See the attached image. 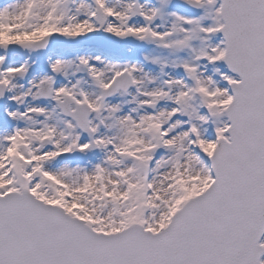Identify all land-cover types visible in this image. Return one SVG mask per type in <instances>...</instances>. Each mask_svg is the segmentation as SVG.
Masks as SVG:
<instances>
[{
	"label": "snow or ice",
	"instance_id": "snow-or-ice-1",
	"mask_svg": "<svg viewBox=\"0 0 264 264\" xmlns=\"http://www.w3.org/2000/svg\"><path fill=\"white\" fill-rule=\"evenodd\" d=\"M0 264H264V0H0Z\"/></svg>",
	"mask_w": 264,
	"mask_h": 264
},
{
	"label": "rangeland",
	"instance_id": "rangeland-1",
	"mask_svg": "<svg viewBox=\"0 0 264 264\" xmlns=\"http://www.w3.org/2000/svg\"><path fill=\"white\" fill-rule=\"evenodd\" d=\"M120 46H129V45H120ZM80 47H82L81 45H74V46H60L58 48H54L52 51L50 52H39V53H35L33 54V59L34 60H38V64H40V62L43 60V58H45L46 55L52 53L53 51H59L60 53H64V54H68V55H74V53L76 52V50H78ZM135 48V54L133 53V55H137L138 56V51H139V54L141 52V49L139 47H136V46H132ZM91 48H99L97 46L95 47H91ZM119 46H108V45H105L103 42H102V46L100 47V49H102L103 51H105V53H108V52H118V49ZM131 48V46L129 47ZM131 52H133V48H131ZM24 55H27V54H24ZM140 57V56H139ZM21 59L23 58L22 56L20 57ZM37 70V69H36Z\"/></svg>",
	"mask_w": 264,
	"mask_h": 264
},
{
	"label": "bare ground",
	"instance_id": "bare-ground-1",
	"mask_svg": "<svg viewBox=\"0 0 264 264\" xmlns=\"http://www.w3.org/2000/svg\"><path fill=\"white\" fill-rule=\"evenodd\" d=\"M134 48V47H132ZM96 48H79L78 50H76V53H79V52H85V51H89V50H92L95 54V50ZM133 53L135 54V49H133V52L129 51V47H125V46H119L118 48V53H116V57L119 58V59H138L140 54H139V51L137 52L138 53V56L137 55H133ZM60 54H63V55H68V54H64V53H60L59 51H53L52 53L48 54L45 56V58H43V60L40 62V64H38L37 66V70H39L40 68H44L46 67V64H45V61L47 59V57L49 56H55V55H60ZM107 54V53H106ZM17 59H21L20 57H15Z\"/></svg>",
	"mask_w": 264,
	"mask_h": 264
},
{
	"label": "water",
	"instance_id": "water-1",
	"mask_svg": "<svg viewBox=\"0 0 264 264\" xmlns=\"http://www.w3.org/2000/svg\"><path fill=\"white\" fill-rule=\"evenodd\" d=\"M97 41H98V43H100V40H97ZM60 44H62V42H59V43H55V44H53V45H50V46H49L50 48H48L47 50L52 49L54 46H59Z\"/></svg>",
	"mask_w": 264,
	"mask_h": 264
}]
</instances>
